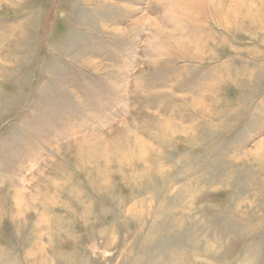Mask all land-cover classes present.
Wrapping results in <instances>:
<instances>
[{"label":"rangeland","instance_id":"obj_1","mask_svg":"<svg viewBox=\"0 0 264 264\" xmlns=\"http://www.w3.org/2000/svg\"><path fill=\"white\" fill-rule=\"evenodd\" d=\"M0 264H264V0H0Z\"/></svg>","mask_w":264,"mask_h":264},{"label":"bare ground","instance_id":"obj_2","mask_svg":"<svg viewBox=\"0 0 264 264\" xmlns=\"http://www.w3.org/2000/svg\"><path fill=\"white\" fill-rule=\"evenodd\" d=\"M231 17V16H230ZM232 18V17H231ZM231 22H232V20H231Z\"/></svg>","mask_w":264,"mask_h":264}]
</instances>
